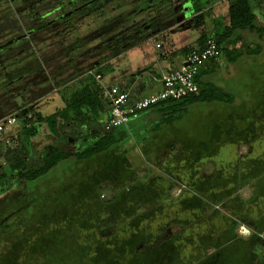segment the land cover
Here are the masks:
<instances>
[{
    "label": "trees",
    "instance_id": "trees-1",
    "mask_svg": "<svg viewBox=\"0 0 264 264\" xmlns=\"http://www.w3.org/2000/svg\"><path fill=\"white\" fill-rule=\"evenodd\" d=\"M216 1L0 0V119L22 121L0 162V264H264V89L241 111L232 92L201 80L222 56L231 64L263 58L264 0H226L227 23L201 28L177 50L182 64L208 38L219 48L206 61L213 65L197 69L196 93L159 100L126 125L106 129L107 116L80 147L70 133L80 127L81 140L109 113L97 68L175 25L178 11L201 27ZM63 89L61 107L39 110L38 99ZM198 101L222 104L207 122L209 137L195 144L169 136L164 125ZM41 123L49 142L33 155ZM212 139L231 153L214 159ZM245 221L243 237L237 225Z\"/></svg>",
    "mask_w": 264,
    "mask_h": 264
},
{
    "label": "crops",
    "instance_id": "crops-1",
    "mask_svg": "<svg viewBox=\"0 0 264 264\" xmlns=\"http://www.w3.org/2000/svg\"><path fill=\"white\" fill-rule=\"evenodd\" d=\"M207 9H210V7ZM206 10L204 11V14ZM216 14H217L216 17L214 18V20H212L213 25L209 29L206 28V18H205L204 24L199 28H193L187 24L188 25L187 28L180 30L179 28L176 27L177 24H175L174 28L172 26L159 33L152 32L153 33L152 36L147 37L144 40H141L139 43L131 46L123 53L122 57L126 60V65L128 69L120 68V71H116V72L113 71L112 75L109 76V81L106 82L104 80L103 70L101 68L100 69L97 68L96 69L97 72L101 74V78L98 83L104 87L109 86V85H115V84L120 87L124 86L129 91L131 99H135L140 96L150 95V94L157 92L161 87V83H160L161 73L178 66L183 61V55L179 54V52L177 51L179 48L183 46H187L190 43H193L195 39L198 37L199 31L201 28H204L207 32H209V31H214L217 28H220L221 26L217 27L219 23H223V24L227 23V13H226L225 20L222 19V16H220L219 13H216ZM214 24L216 25V27ZM158 42L160 43V46L157 47L156 44ZM209 65L211 66L213 64L210 62H205L203 68H209ZM114 70H118V69H114ZM222 73H223V70L220 69L218 65V67L215 68L213 72L203 73L201 76V80L204 82L212 81L214 76H216L215 74L220 75ZM68 93L66 96L63 95L62 92L58 93L60 94V96H62L61 98L62 102H61V105L57 107H61L63 105L64 99H67L69 95ZM58 94L52 93V94H49V97H53L56 100ZM197 103H200V104L205 103L207 105V108L210 109L209 111L210 114H209V117L207 118V122H209V120L216 115L217 111L222 106L221 103L216 102V101H211V102L198 101ZM107 108H109V104L107 105ZM39 110L42 112L40 108ZM154 113H155V109L149 110L148 114L152 115ZM107 114L108 113L101 114L99 117L101 118L100 119L101 123L95 124L94 127L91 126L89 133L84 134L81 140H80V127L76 128L75 130L74 129L70 130L71 135L76 138L75 142L78 145V147H80V142L83 144V142H85L88 138H90L91 135L95 134L96 131L100 128V126L102 128L103 123L107 119V116H108ZM131 122H134V121L131 120ZM140 124L142 125L141 122ZM42 127H44L43 123L39 125V129H40L39 130L40 132L38 134L39 136L35 137L37 141L42 140L39 144L40 147L46 145L47 143L45 142L49 140V138L45 137V133H47V131L45 133L44 132L41 133ZM144 130L145 129H143L142 131ZM66 133L69 134V129L66 130ZM50 138H51L50 142H53V144H55L56 142H60V141H57L54 137L50 136ZM246 151H247V148H245L244 151L239 150V153L244 154ZM34 154L36 153L33 152V155ZM210 167L211 165H209L206 168V171H210L211 170ZM239 194L243 198L248 197L250 194V187L248 185L241 187L239 189ZM250 224L246 221L244 223H238L237 225L238 234H240L243 237L248 236L251 232Z\"/></svg>",
    "mask_w": 264,
    "mask_h": 264
},
{
    "label": "rangeland",
    "instance_id": "rangeland-1",
    "mask_svg": "<svg viewBox=\"0 0 264 264\" xmlns=\"http://www.w3.org/2000/svg\"><path fill=\"white\" fill-rule=\"evenodd\" d=\"M257 1V0H254ZM133 3L130 5L132 6ZM129 6V7H130ZM183 9H186L183 7ZM216 13H219L220 16H222V19L225 20L226 18V0H221V2L216 1L213 3L212 8L207 9L205 12V18H206V28L209 29L213 24L212 20L216 17ZM262 13L264 15V9L262 10ZM187 14L183 11H178L175 14V21H176V27L180 30H183L187 28ZM221 18V17H220ZM215 25V24H214ZM179 26V27H178ZM175 25H173V28ZM216 27V25H215ZM245 35H250L253 38H255L254 34H248L246 31H244ZM263 45V58L259 59L256 63H252L253 61L249 62H243V61H235L232 64L227 63V60L225 57H221L219 59V67L223 70V73L220 75L215 74L212 81L227 89L228 91L232 92L235 96L234 103L241 104L240 110L244 111L246 109L250 110L251 106H254L257 101L260 99L262 95V90L264 89V38L262 41ZM110 61V62H109ZM109 63H104L101 66V69L104 73V80L106 82L109 81V76L112 75L113 71H120V68L128 69L126 65V60L123 57H120L119 59L112 58L111 60H108ZM113 68V69H112ZM118 69V70H114ZM224 75V76H223ZM70 90V89H69ZM61 92V90H60ZM68 91L63 89V95H67ZM58 94V93H57ZM62 96L58 94L57 99L55 100L53 97H49L48 94L41 97L36 101L38 104V107L42 110L43 113H46L48 111L54 110L55 107L60 106L62 102ZM238 108V109H239ZM209 111L210 109L207 108V105L205 103H190L186 107V111H184L181 114V117L176 119L170 127L166 124L164 125L165 128H167V133H169V136L176 138L178 136L183 137L184 139H187L191 141L192 143H195L200 141L201 139L208 138L209 136L206 134L207 130V118L209 117ZM239 111V110H237ZM252 120V118L249 116L244 118V122H239L240 124L244 125V123H248ZM21 120L16 121V124L12 127V134L13 137L10 138V141L8 144H3L1 152H0V162H3L5 159V152L8 151L7 148L15 147L17 144V139L15 138L16 131L20 128ZM47 130L45 127H42L41 133H45ZM166 134V133H165ZM39 135H36L37 137ZM33 138V144L31 146V151L37 154V151L39 150L38 146L42 140L37 141L36 138ZM249 137V136H248ZM36 139V140H35ZM221 140V137H219ZM219 141V140H218ZM49 141L45 142L48 143ZM62 142H56L55 144L61 145ZM211 144L213 146L216 145L215 152L214 153V159L219 158H226L231 152L230 149L233 148L231 144L226 142L223 144L225 147H219V144L214 141V139L211 140ZM231 146V148H229ZM246 146L243 144H240L238 149L239 150H245ZM137 151V150H136ZM139 154V153H138ZM139 159L141 158V155H138ZM142 162V161H140ZM208 167V166H207ZM107 189V188H106ZM179 190L174 189V192L177 193ZM20 192V191H19ZM20 194V193H19ZM18 194V195H19Z\"/></svg>",
    "mask_w": 264,
    "mask_h": 264
},
{
    "label": "built area",
    "instance_id": "built-area-1",
    "mask_svg": "<svg viewBox=\"0 0 264 264\" xmlns=\"http://www.w3.org/2000/svg\"><path fill=\"white\" fill-rule=\"evenodd\" d=\"M218 55L219 48L214 39L208 38L202 50H190L184 58V63L177 68L161 73L160 90L150 95L141 96L132 103L128 102L129 92L127 90H122L116 85L106 86L105 94L110 108L105 128L126 125L131 118L139 114L140 110L156 104L159 100H164L168 97L180 98L181 96L196 93L198 85L194 80V75L197 69L208 59L217 58ZM93 75L95 80L99 82L101 74L97 72ZM17 120L16 115L13 114L0 119V141L4 139L5 144L9 143L12 127Z\"/></svg>",
    "mask_w": 264,
    "mask_h": 264
},
{
    "label": "water",
    "instance_id": "water-1",
    "mask_svg": "<svg viewBox=\"0 0 264 264\" xmlns=\"http://www.w3.org/2000/svg\"><path fill=\"white\" fill-rule=\"evenodd\" d=\"M110 107V106H109Z\"/></svg>",
    "mask_w": 264,
    "mask_h": 264
}]
</instances>
